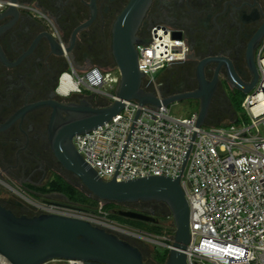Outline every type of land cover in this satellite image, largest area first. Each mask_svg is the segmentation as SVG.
<instances>
[{
    "label": "flooded vegetation",
    "instance_id": "obj_1",
    "mask_svg": "<svg viewBox=\"0 0 264 264\" xmlns=\"http://www.w3.org/2000/svg\"><path fill=\"white\" fill-rule=\"evenodd\" d=\"M128 2L0 0V203L15 214H38L37 203L57 202L51 200L49 186L60 166L50 144L52 102L86 98L98 105L104 100L86 89L64 96L59 80L63 73L80 77L92 67L117 69L112 28ZM155 24L179 33L188 45L183 62L158 74L169 72L160 82V96L197 90L201 67L205 83L215 80L210 109L216 101L219 111L232 110V97L241 91L233 87L230 73L249 82L250 64L257 63L258 50L264 46V0H152L138 38L147 40ZM191 99L199 104V99ZM161 204L120 206L153 212ZM123 238L147 256L136 241L143 239Z\"/></svg>",
    "mask_w": 264,
    "mask_h": 264
},
{
    "label": "built area",
    "instance_id": "obj_2",
    "mask_svg": "<svg viewBox=\"0 0 264 264\" xmlns=\"http://www.w3.org/2000/svg\"><path fill=\"white\" fill-rule=\"evenodd\" d=\"M173 34L172 29L155 24L149 41L136 45L138 68L144 73L142 86L158 97V72L183 62L188 53L184 39ZM256 66L257 82L241 102L249 121L237 115L226 125L198 126L181 172L190 216L188 264H264V46L258 50ZM65 75L76 84L74 89H62ZM119 80L118 69L92 67L80 77L63 73L58 90L70 96L86 89L112 102ZM138 105L137 100H128L111 120L72 138L76 150L105 180L113 177ZM197 115L198 111L176 116L168 106L141 105L116 180L158 174L176 178ZM37 207L39 213L85 218L114 232L125 229L104 211L99 215L59 201L37 203ZM138 234L134 237L143 239L144 234ZM162 238L173 241L171 235ZM52 261L83 264L74 259ZM0 264L11 263L0 254Z\"/></svg>",
    "mask_w": 264,
    "mask_h": 264
},
{
    "label": "water",
    "instance_id": "obj_3",
    "mask_svg": "<svg viewBox=\"0 0 264 264\" xmlns=\"http://www.w3.org/2000/svg\"><path fill=\"white\" fill-rule=\"evenodd\" d=\"M152 0H129L114 21L112 28V53L117 63L120 80L116 99L106 105H93L86 98L79 102H52L50 144L51 151L62 169L75 175L83 190L99 201L124 205L134 202L156 201L164 203L174 224L173 241L170 245L151 237L143 240L168 247L165 264H188L185 250L190 242L189 206L180 175L188 156L198 126L204 125L215 88V80L205 83L201 67L198 68L200 86L197 90L169 97H158L142 86L144 73L138 68L137 44L147 43L137 36L139 25ZM174 37L181 38L179 33ZM252 78L241 81L230 73L233 87L247 94L256 84V64H250ZM72 95V94H71ZM199 99L196 125L187 148L182 166L176 178L166 175H148L117 181L115 176L133 130L141 105L169 106L183 99ZM128 100H137L139 105L134 115L113 177L101 178L76 150L72 138L75 134L92 130L111 120L121 112ZM65 113V116L62 115ZM116 214L141 220L157 222L153 212L132 209H118ZM125 234L140 236L124 229ZM0 254L11 264H45L52 260H79L83 264H147L141 250L117 232L96 225L85 218L38 213L34 215L15 214L0 203Z\"/></svg>",
    "mask_w": 264,
    "mask_h": 264
},
{
    "label": "rangeland",
    "instance_id": "obj_4",
    "mask_svg": "<svg viewBox=\"0 0 264 264\" xmlns=\"http://www.w3.org/2000/svg\"><path fill=\"white\" fill-rule=\"evenodd\" d=\"M103 70H105V69H103ZM160 72H158V74ZM168 75H169V72L165 71V72L161 73L160 75H158L157 79H158L159 82H163ZM72 94H74V93H72ZM240 94L238 96L232 97V103H233L232 106H233V108H232V110H229V111H225V110L223 112L219 111L218 110V103L216 101H214L213 105H212V108L210 109V112L208 113V117H207V120H206L204 125L205 126L226 125L232 119H234L237 115H238L240 120H242V118H243V119H246V121L248 122L249 118H248L247 114L245 113V111L242 109V106H241V102L244 99L245 94L242 93L241 96H240ZM168 107H169L170 112L172 114L176 115V116H187V115H190L192 112H196V111L199 110V104L197 102L193 101L191 98L183 99V100L177 101V102H173ZM234 109H235V112H234ZM263 130H264V124H263ZM55 170H56L55 173H58L61 176L66 177L68 180L73 182L75 185H79V186L81 185L79 179L77 177H75L74 175H72L71 172L64 171L60 166H56ZM51 200L52 201H59V202H66V203H69V204H72V205H77L75 203H70L69 201H67V199L62 194L57 193V192H51ZM104 204H105V202L98 200V203H97L96 206H91V207H87V208H90L91 210H94V211H90L91 213L94 212V213H97L99 215H103V213H101V212L104 211V212L108 213L106 217L109 220L115 222L116 224H119V226H122L123 228L131 230V231H133L135 233H142V234H144V235H146L148 237H151L153 239H156L159 242L164 243V239L162 237L164 235H168V233L164 234V235H160V236H154L152 234L146 233L145 231L143 232V230H141L138 227L131 226L129 224H125V223L121 222L120 220L119 221L118 220L117 221L113 220V219H111L109 217V211H108L109 209H107L106 206H104ZM129 206L131 207L132 205H128V206L117 205L113 209L114 210H118V209H124V210L125 209H132V210H136L134 208H130ZM134 207H138V206L135 205ZM117 234L120 237H122V238H123V236L124 237H127V236L128 237H132L130 235L125 234L124 232H117ZM136 241L140 245L144 246L145 250L148 251V252H151V251H153L155 249H159V247L163 246L161 244L153 243V242L147 241L145 239L143 241H139V240H136ZM146 257H147V259H149L151 261V264H157V263H155L153 261V259L151 258L149 253L147 254ZM46 264H58V263L55 262V261H50V262H48Z\"/></svg>",
    "mask_w": 264,
    "mask_h": 264
},
{
    "label": "trees",
    "instance_id": "obj_5",
    "mask_svg": "<svg viewBox=\"0 0 264 264\" xmlns=\"http://www.w3.org/2000/svg\"><path fill=\"white\" fill-rule=\"evenodd\" d=\"M242 93L240 94V96ZM239 102V101H238ZM106 100H101L99 105H106ZM235 112V109H234ZM50 190L51 192H57L62 194L67 201L70 203H75L78 205V207L89 210H91V206H96L98 203V200L92 196H89L85 191L81 190L77 186L73 185L72 183L68 182L63 176H61L58 173L54 174V177L51 179L50 183ZM76 205V206H77ZM104 206H106L107 209H109V217L113 220H120L121 222L125 224H129L131 226H135L145 231L146 233L160 236L167 234L173 236L174 234V224L173 220L171 218V215L169 213V209L165 204H161L158 207L153 208V213L155 216H157L158 221L157 222H145L141 220L126 218L123 216H120L116 214L114 211V207L117 206L114 203L111 202H105ZM30 215V214H29ZM32 215V214H31ZM131 242V241H130ZM134 244L133 242H131ZM166 244H171L170 241H164ZM135 245V244H134ZM168 247L167 246H161L159 249H155L151 252H148L153 259V261L157 264H165L167 255H168ZM144 261L147 263L146 256L144 257Z\"/></svg>",
    "mask_w": 264,
    "mask_h": 264
},
{
    "label": "bare ground",
    "instance_id": "obj_6",
    "mask_svg": "<svg viewBox=\"0 0 264 264\" xmlns=\"http://www.w3.org/2000/svg\"><path fill=\"white\" fill-rule=\"evenodd\" d=\"M62 89L66 90L68 88H71V89H74L76 87V84L72 81V79L68 76V75H65L62 79Z\"/></svg>",
    "mask_w": 264,
    "mask_h": 264
},
{
    "label": "clouds",
    "instance_id": "obj_7",
    "mask_svg": "<svg viewBox=\"0 0 264 264\" xmlns=\"http://www.w3.org/2000/svg\"><path fill=\"white\" fill-rule=\"evenodd\" d=\"M188 51V49L187 48H185V52H187ZM181 58H183V57H181Z\"/></svg>",
    "mask_w": 264,
    "mask_h": 264
}]
</instances>
